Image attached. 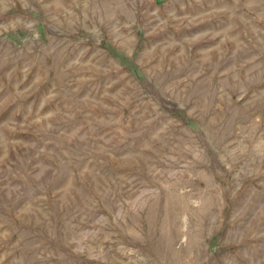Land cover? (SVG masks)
<instances>
[{
  "label": "rangeland",
  "instance_id": "1",
  "mask_svg": "<svg viewBox=\"0 0 264 264\" xmlns=\"http://www.w3.org/2000/svg\"><path fill=\"white\" fill-rule=\"evenodd\" d=\"M0 264H264V0H0Z\"/></svg>",
  "mask_w": 264,
  "mask_h": 264
}]
</instances>
